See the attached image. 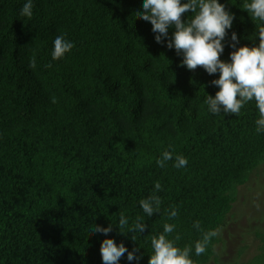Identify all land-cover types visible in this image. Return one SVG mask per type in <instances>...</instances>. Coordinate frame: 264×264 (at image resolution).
Listing matches in <instances>:
<instances>
[{
  "label": "trees",
  "instance_id": "1",
  "mask_svg": "<svg viewBox=\"0 0 264 264\" xmlns=\"http://www.w3.org/2000/svg\"><path fill=\"white\" fill-rule=\"evenodd\" d=\"M25 2L0 0V264H103L94 223H112L108 236L138 249L139 264L152 236L174 224L168 239L207 264L217 234L200 255L195 244L224 224L238 187L264 164L255 100L238 115L212 114L218 73L181 66L167 47L174 28L157 43L136 16L141 0H33L31 18L20 15ZM220 2L235 16L227 60L232 32L237 47L251 46L264 23L243 9L249 0ZM58 35L75 46L52 60ZM164 151L173 159L160 167ZM177 155L186 167L173 166ZM152 194L161 206L148 217L139 201ZM121 213L143 217L145 231L120 234ZM120 264L137 261L125 253ZM247 264H264V252Z\"/></svg>",
  "mask_w": 264,
  "mask_h": 264
},
{
  "label": "clouds",
  "instance_id": "2",
  "mask_svg": "<svg viewBox=\"0 0 264 264\" xmlns=\"http://www.w3.org/2000/svg\"><path fill=\"white\" fill-rule=\"evenodd\" d=\"M33 0H26L20 15L31 18L33 16ZM142 9V10H141ZM141 9H136V16L148 21L152 25L157 43H164L169 36V29L174 28L171 38L167 40V47L174 48L182 57L181 66L194 70L202 66L209 74H217L218 78L211 83L218 87L215 95H207L206 104L212 114L232 113L238 115L241 108L249 101L255 100L259 110V119L256 120L257 132H264V26L257 30L251 46L237 47L239 39L235 32L231 34L229 59H221L225 48V38L228 30L232 28L234 13L227 10L220 0H141ZM243 9L251 13L254 20L264 23V0H249ZM191 11L186 19L182 14ZM258 37V43L256 38ZM74 42L66 39L64 35H58L53 41L51 51L52 60H58L70 52ZM34 66V62H33ZM51 67V64L48 65ZM173 159L170 151H164L157 160L160 167ZM188 164L186 157L177 155L174 167L183 168ZM155 189L159 191L161 184L157 182ZM145 216L151 217L159 211L161 200L158 195L152 194L139 201ZM173 208L169 213V219L177 216ZM143 217H138L134 223L121 213L116 226L120 234L126 232L143 233L145 224ZM199 228V222L195 224ZM113 224L107 227L93 224L89 228L90 233H102L105 238L101 241L100 254L103 264H120L121 258L127 253L129 262L139 259L136 255L138 249L129 250L127 246L108 236ZM175 225L166 223L163 233L151 238V254L148 264H192L191 249L177 247L173 240L168 239L167 234L174 231ZM216 233L209 231L203 235L202 242L195 244V253L200 255L205 252L206 245ZM179 237H177L178 239ZM135 241V238L132 237Z\"/></svg>",
  "mask_w": 264,
  "mask_h": 264
},
{
  "label": "rangeland",
  "instance_id": "3",
  "mask_svg": "<svg viewBox=\"0 0 264 264\" xmlns=\"http://www.w3.org/2000/svg\"><path fill=\"white\" fill-rule=\"evenodd\" d=\"M207 264H247L264 252V164L238 187L236 201L217 231Z\"/></svg>",
  "mask_w": 264,
  "mask_h": 264
}]
</instances>
